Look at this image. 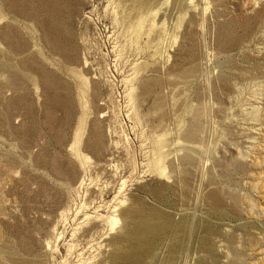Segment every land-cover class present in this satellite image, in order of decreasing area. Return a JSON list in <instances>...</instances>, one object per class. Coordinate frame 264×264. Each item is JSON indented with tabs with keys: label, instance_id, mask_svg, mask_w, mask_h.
Returning <instances> with one entry per match:
<instances>
[{
	"label": "rangeland",
	"instance_id": "1",
	"mask_svg": "<svg viewBox=\"0 0 264 264\" xmlns=\"http://www.w3.org/2000/svg\"><path fill=\"white\" fill-rule=\"evenodd\" d=\"M0 264H264V0H0Z\"/></svg>",
	"mask_w": 264,
	"mask_h": 264
},
{
	"label": "bare ground",
	"instance_id": "2",
	"mask_svg": "<svg viewBox=\"0 0 264 264\" xmlns=\"http://www.w3.org/2000/svg\"><path fill=\"white\" fill-rule=\"evenodd\" d=\"M52 9V8H51ZM51 11V10H50ZM57 12V11H56ZM54 14V13H53ZM55 19V18H54ZM110 195V194H109ZM110 205V204H109ZM93 209V208H92ZM100 210V206H96L94 207L93 211L92 212H97ZM88 211V210H87Z\"/></svg>",
	"mask_w": 264,
	"mask_h": 264
}]
</instances>
